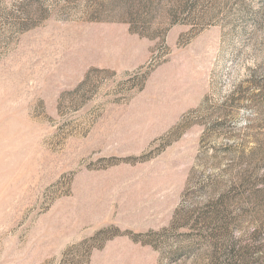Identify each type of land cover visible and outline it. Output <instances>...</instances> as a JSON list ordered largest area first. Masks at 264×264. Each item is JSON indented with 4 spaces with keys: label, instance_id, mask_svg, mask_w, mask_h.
Returning <instances> with one entry per match:
<instances>
[{
    "label": "rangeland",
    "instance_id": "rangeland-1",
    "mask_svg": "<svg viewBox=\"0 0 264 264\" xmlns=\"http://www.w3.org/2000/svg\"><path fill=\"white\" fill-rule=\"evenodd\" d=\"M0 264H264V0H0Z\"/></svg>",
    "mask_w": 264,
    "mask_h": 264
}]
</instances>
